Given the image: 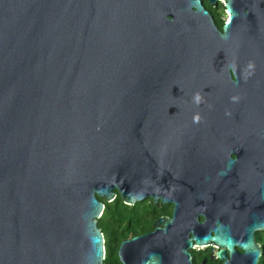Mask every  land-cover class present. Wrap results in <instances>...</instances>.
<instances>
[{"label": "water", "instance_id": "obj_1", "mask_svg": "<svg viewBox=\"0 0 264 264\" xmlns=\"http://www.w3.org/2000/svg\"><path fill=\"white\" fill-rule=\"evenodd\" d=\"M223 1L220 30L201 0H0V264H103L117 194L215 220L178 264H257L264 0Z\"/></svg>", "mask_w": 264, "mask_h": 264}, {"label": "flooded vegetation", "instance_id": "obj_2", "mask_svg": "<svg viewBox=\"0 0 264 264\" xmlns=\"http://www.w3.org/2000/svg\"><path fill=\"white\" fill-rule=\"evenodd\" d=\"M203 7L208 11L211 18L214 20L216 26L221 30L222 25H218L220 17L225 16L223 22L226 20L227 15L225 13L224 1L216 0L214 4H210L208 0H201ZM120 198V197H119ZM148 203V209L146 211H132L128 219H119L116 217L112 221L113 231H114V262L115 264H124L120 260V256L126 254L129 257V264H139L134 259L138 256L143 258L144 254L150 252L158 256L157 264H178V249L184 246L183 237L191 238L197 231L205 230L210 228L215 224V220L212 219L210 222H204V217L201 215L197 216V220L194 218L188 219L182 224L181 217L175 215L171 223H164L166 220H161L158 223V229H156V220L160 217L172 218L173 216V203H161L160 205H154L150 202V199H144L141 202L136 203ZM132 204V205H134ZM128 205V204H127ZM139 215V218L136 217ZM210 219V218H208ZM199 222L203 225H199ZM264 233V230H259L254 232L255 241L260 245V256L258 258L257 264L260 263V257L263 255L264 247L263 241H260V235ZM135 237L134 240L131 239ZM122 240L129 241L128 243L121 246ZM153 241L155 246L153 249H148L146 246L147 241ZM158 240V244H157ZM142 242V243H141ZM132 246L131 250L129 247ZM237 252L240 253L242 250L235 247ZM218 247L210 243L207 245H197L193 240V245L187 248L190 254V264H224L225 261H231L228 254L226 257H218L217 251ZM112 264V263H109Z\"/></svg>", "mask_w": 264, "mask_h": 264}, {"label": "trees", "instance_id": "obj_3", "mask_svg": "<svg viewBox=\"0 0 264 264\" xmlns=\"http://www.w3.org/2000/svg\"><path fill=\"white\" fill-rule=\"evenodd\" d=\"M222 23L223 22L219 24L222 25ZM140 204L141 203H136L134 205L124 204L122 200L119 198L118 194L111 202L105 201L103 213L97 221V225L101 229L104 235L105 258L103 260V264H109V263L115 264L113 260L114 258L113 243L115 238H114V231H113L114 227L112 225V221L115 220L116 217H119V219H128L130 215L132 216V214H130L132 211H141ZM136 217L139 218V215H136ZM259 239L260 241L261 240L263 241V247H264V233L260 235ZM259 261H260L259 264H264V252L263 255L260 257Z\"/></svg>", "mask_w": 264, "mask_h": 264}, {"label": "rangeland", "instance_id": "obj_4", "mask_svg": "<svg viewBox=\"0 0 264 264\" xmlns=\"http://www.w3.org/2000/svg\"><path fill=\"white\" fill-rule=\"evenodd\" d=\"M224 18H225V16L223 15L222 17H220V19H219V23H221V22H223V20H224ZM218 23V24H219ZM103 200V199H102ZM104 201V200H103ZM104 203H105V201H104ZM148 203H141L140 204V209H141V211H146L149 207H148Z\"/></svg>", "mask_w": 264, "mask_h": 264}]
</instances>
